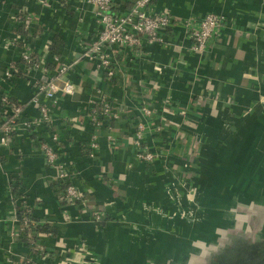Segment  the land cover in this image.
I'll return each instance as SVG.
<instances>
[{
  "label": "crops",
  "instance_id": "1",
  "mask_svg": "<svg viewBox=\"0 0 264 264\" xmlns=\"http://www.w3.org/2000/svg\"><path fill=\"white\" fill-rule=\"evenodd\" d=\"M133 1L113 0V9L123 13ZM150 10L173 18L164 43L143 42L139 50L112 48L115 76L108 80L83 55L99 30L90 5L81 0H0V93L22 104V118L38 121L39 112L30 98L40 71L21 61L22 42L34 55L44 56L50 69L57 65L53 55L71 63L67 78L76 88L74 95L58 94L54 103L40 99L50 107L57 142H51L44 126H37L31 132L21 128L8 145H0V264H61L70 256L86 264L81 260L83 252H78L82 248L93 254L91 259L100 256L103 264L109 250L124 242L127 230L134 235L142 227L154 228L151 219L144 222L146 216L156 215L153 207L172 209L169 201L178 194L177 183L187 169L184 154L189 138L217 135L219 148L222 142H228L225 147L242 142L243 154L260 148L255 130L264 132L259 128L264 125V112L254 110L253 90L264 80V0H152ZM208 12L224 16L225 24L205 51L197 53L182 20H198ZM18 14L31 17L29 31H19ZM16 34L20 41L9 46L8 40ZM15 63L19 70L4 78L3 70ZM97 89L118 114L100 126L90 118V99ZM142 103L153 110L152 123L162 125V131L148 139L160 155L151 164L137 160L132 143L133 127L142 120ZM240 107L248 109L240 112ZM225 120L246 124L227 132L219 124ZM94 137L98 148L89 157L86 153ZM45 142L71 172L74 185L87 194L86 204L71 206L62 200L54 170L40 148ZM212 163L216 171L222 167L214 159ZM239 164L229 159L231 168ZM92 206L105 219L93 221ZM21 208L30 211L32 229L46 224L54 230L52 235L32 230L29 236L13 240L10 217Z\"/></svg>",
  "mask_w": 264,
  "mask_h": 264
},
{
  "label": "built area",
  "instance_id": "2",
  "mask_svg": "<svg viewBox=\"0 0 264 264\" xmlns=\"http://www.w3.org/2000/svg\"><path fill=\"white\" fill-rule=\"evenodd\" d=\"M81 1L93 8L95 20L99 27L96 37L88 42L83 55L89 61L94 62L97 68L103 70L108 80H112L115 76V65L111 56L112 48H135L139 50L143 42L147 44H162L165 41V30L172 25L173 18L171 14L164 12L155 13L150 10L152 0H134L131 6L123 13L114 11L113 0ZM17 21L26 31H29L33 24L31 17L25 14H18ZM224 24V16L213 12L204 14L198 20L193 18L182 20L185 31L193 41V50L197 53L205 51L212 38L222 30ZM19 36L16 34L8 40L7 44L16 46L17 42L20 41ZM22 44L23 50L19 56L21 61L26 66L40 71V78L34 83V91L30 98V102L36 105L39 119L34 121L22 118V104L14 103L7 93H0V145H8L21 128L31 132L37 126H44L48 131L51 130V142H57L59 136L52 130L54 119L50 107L46 103H42L40 99L44 98L54 103L58 94H75V85L67 78V73H69L72 64L62 61L58 55H53V60H55L57 65L54 69H50L44 56L34 55L25 42H22ZM15 65L16 63L9 65L3 70L4 78H12L15 75L18 71ZM90 102L93 104L90 118L94 125L100 126L103 124L104 119L112 120L118 117L111 101L101 93L100 89L96 90L95 96L90 99ZM140 112L142 120L136 122L133 127L132 143L136 148L137 160L141 163L151 164L160 155L158 151L151 148L148 139L154 134L160 133L162 125L152 123L150 119L152 118L153 110L147 104L142 103ZM163 123H166V121L164 120ZM108 138L111 141L113 140L110 135H108ZM195 141L190 142L191 144L188 145L184 154V166L187 168L185 171H192L191 173H193L192 165L196 163L198 158V148ZM40 148L47 165L54 170V177L60 185L62 200L71 206L86 204L87 194L84 190L74 185L71 172L65 165L58 162V154L52 145L45 142L40 144ZM97 148L98 143L96 137H94L88 145L86 154L92 157ZM183 182L184 179L180 178L177 184H183ZM190 195L186 194V198L189 200ZM20 210L25 211L22 208L12 211V217H10L12 222L10 236L13 240L24 235L29 236L30 232H32L33 221L30 211L27 210L25 213H21ZM91 210L93 221L99 222L105 219V215L101 210L93 206ZM78 252L79 254L83 252L81 254L83 263H86L87 256L93 257L92 253L86 248L79 249ZM72 260H74L72 256L64 257L61 264H74Z\"/></svg>",
  "mask_w": 264,
  "mask_h": 264
},
{
  "label": "rangeland",
  "instance_id": "3",
  "mask_svg": "<svg viewBox=\"0 0 264 264\" xmlns=\"http://www.w3.org/2000/svg\"><path fill=\"white\" fill-rule=\"evenodd\" d=\"M258 80H260V78ZM258 83L259 85L253 90L255 101L254 110L258 108V113H262L264 112V80ZM248 107L246 108L248 109ZM246 108L244 110L241 107L238 109L240 112H244L247 110ZM219 124H224L223 128H225L227 132H231L236 128H241L246 122L241 120L238 122L225 120V122L221 121ZM259 128H264V125L259 126ZM255 134L257 136L255 140L258 141L260 148L257 153L250 151L248 154L247 152L244 154L240 153V149L244 145L242 142L241 144H232L230 147H225L229 145L227 144L228 142H222L221 148H219L218 146L221 141L220 137L217 135H208L204 137L192 136L189 138L190 142L196 140L195 144L198 143L199 152L197 163L198 160H200L201 150L203 149V153H205V161L203 162L205 163L207 161L206 165L203 164L204 167H199L197 173V163H195L196 165H192V169L196 170L195 172L191 173L192 171H185L183 184H178V194L175 196L172 195V201H169L172 209L164 211L158 207H150L152 208V212L156 213V215L146 216L144 222L146 223L148 219H151L154 228L152 227L151 231H148L146 230L147 228L142 227L143 230H137L134 235L127 230L128 235L124 242L121 241L118 248L109 250L106 257H104L105 260L103 264H206L209 257L225 262V254H223V252L226 248H229L234 241L238 242L244 238L251 244L258 242L260 238L256 233L257 231L255 234H251L248 231L260 226V221L264 216V204L262 203L261 205L249 204L246 206L245 210L248 216H244L239 212L237 216V218L239 217L237 226H239L238 230L240 231H238V233L232 231L233 234L231 235V229H226V227L229 228V226L225 225L219 227L225 229L218 230L220 233L222 231L225 233L223 234L225 236L223 241L213 244L211 242L214 239L209 236V232L212 233L215 228H217L214 220L216 213L221 211L218 210L217 206L219 203L217 199L219 198L220 187L225 184L228 185L230 181L235 179H242L245 184L248 183L251 185L253 181L264 178V175L261 174L264 169L260 168L261 164L264 163V146H262L264 143L262 144L261 141L262 135L264 137V132H261L257 128ZM222 139L229 140L228 137H222ZM241 139L242 137H239V140ZM251 143H253V141ZM216 148L218 149L215 152L214 150ZM207 149L208 153L205 152ZM235 158L238 160V164H244H239L238 167L231 168L229 166V159L234 160ZM212 159H214L216 164L219 163L222 166L217 171L212 169ZM251 168L253 171H250ZM204 182L205 184L203 186ZM166 191L171 193L170 187H168ZM174 192L176 191L174 190ZM187 193L193 195V200L186 198ZM250 210H252V212ZM257 210H261V212ZM257 219L259 220L254 221ZM154 222H156V225ZM226 233H228V235ZM213 254L215 255L214 257ZM221 254L223 255L221 256ZM246 254L247 255L243 256L247 257V260L253 258L251 264H262L259 258L249 255L248 249L246 250ZM216 256H218L217 259ZM87 257L90 258L91 256ZM238 257L239 256L233 260H237ZM72 258L74 259L72 260L74 264H79L77 261L78 259H75L73 256ZM88 258L85 260L86 264L101 263V259H99L100 256L94 255L93 260Z\"/></svg>",
  "mask_w": 264,
  "mask_h": 264
},
{
  "label": "flooded vegetation",
  "instance_id": "4",
  "mask_svg": "<svg viewBox=\"0 0 264 264\" xmlns=\"http://www.w3.org/2000/svg\"><path fill=\"white\" fill-rule=\"evenodd\" d=\"M262 172L264 173V170ZM232 183H233L232 184L233 187L232 186L230 188L228 187L225 191L219 194V198L217 199V201L220 203V204L218 203L217 205L218 210L221 211L216 213L214 220L217 228H215L214 232L212 233L209 232V236L214 239L211 242L213 244H215L216 242H221L225 239V236L223 235L225 233L223 231L221 233L218 231L219 229H225V228H219L220 226H225V225L229 226V228L226 227V229L229 230L231 229V232L229 231L231 235L233 234L232 231L238 233V231H240L238 230L239 226H237L238 218H239V217L237 218V216L239 215V212L242 213V215L244 216L245 215L248 216L245 210L246 206H248L249 204L250 205H254V204L261 205V203L264 204V178L253 181L251 185L248 183L245 184L242 179H235ZM229 185H231V183H229L227 186ZM250 211L252 212V210ZM257 211L261 212V210H257ZM259 219L254 221H258ZM260 223L261 224L258 228H254V229L250 228L252 230H249L248 232H250L251 234L252 233L255 234V232L257 231L256 233L258 234L259 238H264V216L263 219H261ZM226 234L228 235V233Z\"/></svg>",
  "mask_w": 264,
  "mask_h": 264
},
{
  "label": "trees",
  "instance_id": "5",
  "mask_svg": "<svg viewBox=\"0 0 264 264\" xmlns=\"http://www.w3.org/2000/svg\"><path fill=\"white\" fill-rule=\"evenodd\" d=\"M20 29L19 31L21 33H25L26 30H24L22 28V26H19ZM52 68H55V65H51ZM19 70V69H18ZM20 73V72H19ZM14 102V101H13ZM15 103V102H14ZM53 130V129H52ZM52 131L50 130L49 133H51ZM206 153H208V149L205 151ZM205 154V153H204ZM205 157V156H204ZM203 157V160L201 161V167L203 166V164L206 165L207 161L204 163L203 161H205ZM200 167V164H199ZM199 167L197 168V170L199 169ZM204 167V166H203ZM207 167V166H206ZM254 168V167H253ZM261 169H263L262 167H260ZM250 171H253V169L251 168ZM262 173V172H261ZM206 182V181H205ZM205 182L203 183V186L205 184ZM233 183H231V185L229 186H221L220 187V194L225 191L228 187L230 188ZM240 185V184H237ZM236 185V186H237ZM21 213H25L24 210H20ZM33 231H40V232H46L52 235V233L54 232V230L52 229V227H50L49 225L46 224H41V225H37L35 227H33L32 229ZM238 239V238H237ZM236 240V239H235ZM237 241V240H236ZM249 250V255L251 257H256L260 259V262L263 264L264 262V238H260V240L258 242H255V244H251L247 239H242L241 241L239 240L238 242H233L229 248H226L225 251L223 252V254H225V262H223V260H215V259H211L209 257V259L207 260L206 264H251V260L253 258L248 257L249 260H247V257L243 256V255H247L246 254V250ZM221 254V256L223 255ZM188 255V254H187ZM215 255L213 254V257ZM219 256V257H221ZM237 256L238 259L237 260H233L234 258H236ZM218 256H216L217 259ZM183 263V262H182Z\"/></svg>",
  "mask_w": 264,
  "mask_h": 264
},
{
  "label": "water",
  "instance_id": "6",
  "mask_svg": "<svg viewBox=\"0 0 264 264\" xmlns=\"http://www.w3.org/2000/svg\"><path fill=\"white\" fill-rule=\"evenodd\" d=\"M240 153H241V152H240ZM234 161L238 162V160H237L236 158L234 159ZM243 164H244V163H243ZM243 164H241V165H243ZM193 192H194V191H193ZM189 198H190V200H193V195L191 194Z\"/></svg>",
  "mask_w": 264,
  "mask_h": 264
}]
</instances>
